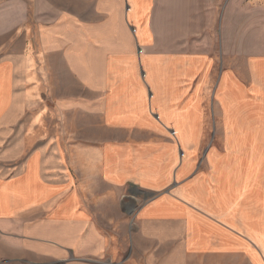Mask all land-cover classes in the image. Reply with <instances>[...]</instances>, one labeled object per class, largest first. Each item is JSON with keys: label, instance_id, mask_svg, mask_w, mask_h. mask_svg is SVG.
<instances>
[{"label": "crops", "instance_id": "0c3cea01", "mask_svg": "<svg viewBox=\"0 0 264 264\" xmlns=\"http://www.w3.org/2000/svg\"><path fill=\"white\" fill-rule=\"evenodd\" d=\"M151 2L96 0L92 19L63 15L39 33L41 58L60 60L73 85L54 101L60 139L79 140L71 129L78 118L85 131L99 132L84 138L95 146L29 152V128L39 124L28 113L27 90L34 84L16 60L0 62L9 92L0 107V264H190L203 254H236L257 264L251 250L264 264V208L258 225L252 210L242 212L243 219L236 210L220 217L200 199L209 187L214 202L225 189L258 184L264 207V149L254 155L250 148L201 150L205 86L191 84L202 73L210 76L209 62L151 47ZM48 67L55 65L44 71ZM252 71L256 80L264 77V69ZM258 82L244 87L227 72L213 89L225 142L264 141V78ZM252 156L258 160L252 163ZM31 172L38 176L37 195L11 205L12 188L26 184ZM175 204L184 210L164 209ZM190 213L238 238L237 249L216 248L213 233H204L212 248L197 247ZM241 221L248 233L238 227Z\"/></svg>", "mask_w": 264, "mask_h": 264}, {"label": "rangeland", "instance_id": "374dc122", "mask_svg": "<svg viewBox=\"0 0 264 264\" xmlns=\"http://www.w3.org/2000/svg\"><path fill=\"white\" fill-rule=\"evenodd\" d=\"M95 3L96 0H0V62L16 60L19 65L25 66L29 84H34L27 90L28 113L29 117L38 118L39 124L37 128L34 124L29 128L26 141L29 152L39 148L67 149L75 143H87L91 146L98 143L84 140L99 136V132L95 131L94 127L85 131L81 119L78 118L76 120L80 123L72 125L71 129L74 128L75 131L72 136L79 140H71V135L67 140L60 139L62 137L59 136L60 132L58 133L60 126L54 110V101L65 97L67 87L72 88L73 85L60 60L53 61L55 67L53 70L48 67L47 72L44 71L45 65L52 63L42 59L39 54V33L43 29L63 15L73 14L81 20L92 19ZM148 18L154 39L151 47L155 51L202 55L209 62L207 71L210 76L206 77L205 73H202L191 84L192 88L203 81L205 86L201 94V150L215 147L223 152L225 148H250L254 155L257 150L264 149V141L225 142L223 110L218 105L217 96L212 100L213 89L219 90L223 75L227 72L232 73L241 86L248 88L263 80L264 77L261 76L258 80L253 78L252 69H264V63L254 62L256 59H264V0H152ZM36 72L42 76H38ZM219 76L217 88L216 81ZM8 95L7 78L0 75V107L8 104ZM260 111L263 112V108ZM172 140L176 142L173 137ZM254 160H258V156H252V163ZM255 174H252V179ZM37 181L36 172H31L25 180L26 184L13 187L11 205L35 197ZM0 192L3 193L2 190ZM230 192L236 197L230 196ZM259 192L263 191L258 188V184H250L245 189H225L224 195L212 202V190L209 187L207 195H201L200 199L209 200L205 207L209 210L219 209L220 217L236 210L239 212L236 215L243 219L242 212L252 210L253 218L257 216L254 223L259 225V217L264 208L263 197L257 194ZM228 198L234 199L236 204H228ZM173 208H177L179 212L184 210L180 204L164 207L165 210ZM188 217V228L194 233L192 242L200 249L212 248L210 236L204 233L216 235L220 243L216 248L222 251L237 249L236 244L240 240L228 231L194 213H190ZM243 223L241 221V226L238 227L248 233L249 230L244 228L246 225ZM249 253L254 262L259 264V254L255 250ZM204 255L190 259V264H245L243 257L236 254Z\"/></svg>", "mask_w": 264, "mask_h": 264}]
</instances>
